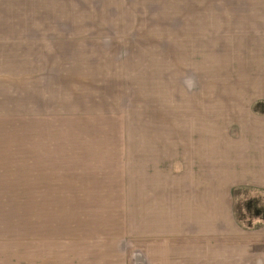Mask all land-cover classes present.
I'll return each instance as SVG.
<instances>
[{
  "label": "rangeland",
  "instance_id": "1",
  "mask_svg": "<svg viewBox=\"0 0 264 264\" xmlns=\"http://www.w3.org/2000/svg\"><path fill=\"white\" fill-rule=\"evenodd\" d=\"M213 1L0 0V264H264L262 192L194 235L160 190L264 113V19Z\"/></svg>",
  "mask_w": 264,
  "mask_h": 264
},
{
  "label": "crops",
  "instance_id": "2",
  "mask_svg": "<svg viewBox=\"0 0 264 264\" xmlns=\"http://www.w3.org/2000/svg\"><path fill=\"white\" fill-rule=\"evenodd\" d=\"M204 2L214 3L213 0ZM220 2L227 3L225 0ZM228 2L237 7L239 12L236 13L242 14L238 18L264 19V0ZM263 102H256L254 106ZM254 113L248 136L242 140L168 145L181 154L176 162L179 164L178 170L172 166L171 171L164 172V184L160 186L164 197L168 198L166 211H169L165 213L171 217L172 221L168 224L172 228L180 225L177 229L189 228L190 233L200 235L202 232L197 230L204 228L205 232L211 234L212 226L220 228L223 222L224 228L231 224L237 226L238 196L250 191L264 194V129L257 124L258 118H264V113ZM160 177L158 175L157 179Z\"/></svg>",
  "mask_w": 264,
  "mask_h": 264
}]
</instances>
